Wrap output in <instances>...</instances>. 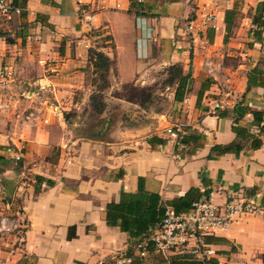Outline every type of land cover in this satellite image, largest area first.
I'll list each match as a JSON object with an SVG mask.
<instances>
[{
  "label": "crops",
  "instance_id": "obj_1",
  "mask_svg": "<svg viewBox=\"0 0 264 264\" xmlns=\"http://www.w3.org/2000/svg\"><path fill=\"white\" fill-rule=\"evenodd\" d=\"M262 3L14 0L20 12L0 19V217L12 188L11 210L27 228L24 252L8 264H168L173 254L150 244L141 256L142 237L106 222L107 205L139 189L166 210L191 190L195 198L211 193L218 205L254 200L262 216H242L204 243L218 264H264ZM207 13L214 27L204 28L205 44L190 52L181 26ZM93 51L109 60L106 88ZM230 56L238 61L227 67ZM206 61L216 67L211 76ZM188 63L186 92L175 101V86L172 111L137 116L129 90L146 81L145 72ZM86 109L96 114L94 124L82 120ZM119 110L129 122L109 117ZM179 123L178 138L165 133ZM233 127L244 130L239 136ZM233 143L241 146L237 155L222 153Z\"/></svg>",
  "mask_w": 264,
  "mask_h": 264
},
{
  "label": "built area",
  "instance_id": "obj_2",
  "mask_svg": "<svg viewBox=\"0 0 264 264\" xmlns=\"http://www.w3.org/2000/svg\"><path fill=\"white\" fill-rule=\"evenodd\" d=\"M19 12L20 9L12 4V0H0V19H9L11 15ZM214 21L215 16L207 13L200 20L192 16L183 22L181 36L188 45V51L193 52L205 44L203 30L206 27H214ZM204 66L210 76L216 71V67L209 61H206ZM221 106L218 101L212 104L215 110ZM182 128L183 125L179 123L166 129L165 133L178 138ZM3 207L0 217V264H8L11 256L24 252L27 223L22 222L18 213L11 210V203H6ZM248 215H263L262 208L254 200L231 199L223 205H218L213 202L212 194L208 193L193 202L187 212L176 214L167 209L160 224L136 247L141 256L147 253L148 245L152 244L155 251L163 256L184 253L200 259H209L215 252L205 245V238L225 230L236 219Z\"/></svg>",
  "mask_w": 264,
  "mask_h": 264
},
{
  "label": "trees",
  "instance_id": "obj_3",
  "mask_svg": "<svg viewBox=\"0 0 264 264\" xmlns=\"http://www.w3.org/2000/svg\"><path fill=\"white\" fill-rule=\"evenodd\" d=\"M14 5V0H12ZM264 5V3H262ZM15 6V5H14ZM232 12H227V30L230 26L229 21L232 17ZM228 15L230 17H228ZM90 58L93 60L95 67L101 71V78L105 79L106 73L109 67V60L101 53L93 51L90 54ZM171 68L176 69V75L172 80H176L175 89V101H181L184 93L186 92L187 84L189 81V75L183 74L182 69L178 65H173ZM171 80V83L174 81ZM253 117L256 121H260L262 118L261 112H254ZM244 129L233 127V131L240 136ZM261 133H264V125L261 127ZM261 142L255 140L253 142V148H259ZM241 146L238 143H233L224 148L222 153H234L240 152ZM194 191H189L184 197L176 199L170 203H167L172 210L176 213L187 212L193 202L199 200L198 197L193 196ZM166 209L160 198L155 194H148L139 189L134 194L120 193V200L117 204H109L106 208V222L109 225H117L123 232H128L132 237H147L150 235L149 230L153 229L160 224ZM168 264H218L214 259H200L191 254L175 253L168 259ZM134 264H140V260L136 259Z\"/></svg>",
  "mask_w": 264,
  "mask_h": 264
},
{
  "label": "rangeland",
  "instance_id": "obj_4",
  "mask_svg": "<svg viewBox=\"0 0 264 264\" xmlns=\"http://www.w3.org/2000/svg\"><path fill=\"white\" fill-rule=\"evenodd\" d=\"M216 59L218 60L220 58H216ZM221 61L222 62L220 63L224 65L223 59H221ZM237 61L238 59L236 57L230 56L229 58H227V61L225 60V63L227 64V67H232L236 65ZM182 72L183 74H188L189 63L187 64L185 69L182 70ZM149 74H150V78L146 79L148 78ZM224 74L225 72L221 69L219 72V75L224 76ZM174 75H176V69L171 68V66H163V65L153 66L150 72L149 71L145 72L143 76L144 77L143 80H146V81L143 84L138 85L137 87L131 88L133 91L129 90V95H132L131 92L134 93L133 97L130 96L129 98H131L132 100L131 102L133 103V105H135L134 109L136 110L135 112L137 116H140V118H142L141 117L142 115H146V113H144L142 110H145V112H147V110L151 108L155 109L158 112L161 110H165L169 112L172 111L171 106L173 102L171 101V94L173 93L175 86H176L175 84L176 80L174 79L172 80ZM171 80L174 81V83H171ZM210 83L218 84V82H215V81L214 82L210 81ZM99 85H102L104 88H106L105 79L101 78ZM229 86H230L229 81H227V92H229L228 91L230 89ZM227 96H228V93H227ZM95 101H97L98 104L99 103L104 104V99L103 100L95 99ZM218 102H220L222 105V102L220 100H218ZM138 107H140L141 109ZM108 114L111 119L115 117L116 120L118 119H120L121 121L127 120V122H129L125 114L122 113V110H119L117 113H115V115L110 112ZM82 117H83L82 120H84V117H86L89 123L91 124H94L96 121V118H95L96 114H93L87 109L82 113ZM130 123H133V122H130ZM134 124H137V123H134ZM80 132H85V134L88 135L91 132V130H88L87 128H85L84 130Z\"/></svg>",
  "mask_w": 264,
  "mask_h": 264
},
{
  "label": "water",
  "instance_id": "obj_5",
  "mask_svg": "<svg viewBox=\"0 0 264 264\" xmlns=\"http://www.w3.org/2000/svg\"><path fill=\"white\" fill-rule=\"evenodd\" d=\"M7 193L9 194V195L7 196V201H8V203H9V202H10L9 196H11V194H12V188L7 189Z\"/></svg>",
  "mask_w": 264,
  "mask_h": 264
}]
</instances>
